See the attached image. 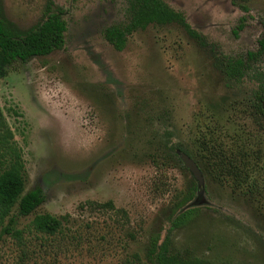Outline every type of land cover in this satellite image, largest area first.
I'll list each match as a JSON object with an SVG mask.
<instances>
[{
    "label": "rangeland",
    "instance_id": "obj_1",
    "mask_svg": "<svg viewBox=\"0 0 264 264\" xmlns=\"http://www.w3.org/2000/svg\"><path fill=\"white\" fill-rule=\"evenodd\" d=\"M164 1L212 51L176 24L137 29L114 49L103 31L125 21L126 0H0L19 29L39 22L49 2L66 23L61 48L13 63L0 78L24 190L41 187L35 214L62 217L61 230L27 232L34 213L20 217L24 245L3 236L0 264L144 261L148 236H165L169 208L191 180L178 151L196 162L203 191L187 204L199 214L169 233V251L264 264V115L252 105L264 93V52L246 58L257 53L264 0ZM214 55L245 58L247 73L229 79ZM215 148L237 168L217 162ZM107 201L126 216L98 206Z\"/></svg>",
    "mask_w": 264,
    "mask_h": 264
},
{
    "label": "trees",
    "instance_id": "obj_2",
    "mask_svg": "<svg viewBox=\"0 0 264 264\" xmlns=\"http://www.w3.org/2000/svg\"><path fill=\"white\" fill-rule=\"evenodd\" d=\"M245 8V6H241ZM176 24L202 49L213 50L212 45L205 37L192 28L180 11L175 10L164 0H126L125 21L111 24L103 31L105 39L116 50L125 46L127 36L137 29H144L148 25ZM66 23L62 17V9L51 6L49 2L42 19L34 25L19 29L4 17L0 5V78L5 77L8 68L16 62H27L35 56L46 55L59 49L64 43ZM264 52V28L258 39L257 53L247 52L248 60H255ZM212 65L231 80L239 81L247 73V60L242 57L231 58L223 55H214ZM262 96L254 94L253 108L263 113L260 105ZM257 112V113H258ZM216 152V161L228 163L234 169L236 158L227 159L225 152L219 148ZM180 160L179 156L176 155ZM181 161V160H180ZM237 169L234 172L237 173ZM238 176V175H237ZM243 178V176H242ZM238 180V178H235ZM26 175L22 150L14 139L2 111L0 110V239L3 236L13 238L18 244L24 245L23 232L25 228L17 227L18 219L34 213L27 226V232L52 235L61 230V218L48 212L36 213V209L44 202L45 196L41 187L35 185L27 190L25 188ZM198 186L191 175L189 184L175 196L169 208V227L165 236L153 232L148 236L145 249V260L135 256L139 264H211L209 261L196 257H186L180 252L169 251V233L186 225L199 214L198 206L189 207L187 204L197 194ZM107 205L113 211L126 216L120 208H115L110 201L98 204ZM137 263V264H138Z\"/></svg>",
    "mask_w": 264,
    "mask_h": 264
},
{
    "label": "water",
    "instance_id": "obj_3",
    "mask_svg": "<svg viewBox=\"0 0 264 264\" xmlns=\"http://www.w3.org/2000/svg\"><path fill=\"white\" fill-rule=\"evenodd\" d=\"M262 107L264 110V98L262 100ZM177 154H178L181 162L185 166V168L188 169L190 174L196 180L197 186H198L197 194L201 195L202 191H203V188H202L203 177H202V174H201L199 167L197 166L196 162L188 154L181 152V151H178Z\"/></svg>",
    "mask_w": 264,
    "mask_h": 264
},
{
    "label": "flooded vegetation",
    "instance_id": "obj_4",
    "mask_svg": "<svg viewBox=\"0 0 264 264\" xmlns=\"http://www.w3.org/2000/svg\"><path fill=\"white\" fill-rule=\"evenodd\" d=\"M263 98H264V93H262V98L260 99V105H261V109H262V112H263V113H261L262 115H264V110H263V107H262Z\"/></svg>",
    "mask_w": 264,
    "mask_h": 264
}]
</instances>
